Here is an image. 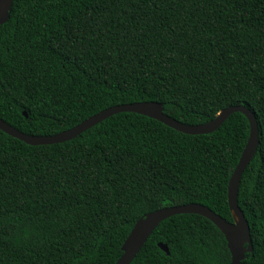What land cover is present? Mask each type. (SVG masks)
I'll list each match as a JSON object with an SVG mask.
<instances>
[{
    "label": "trees",
    "instance_id": "1",
    "mask_svg": "<svg viewBox=\"0 0 264 264\" xmlns=\"http://www.w3.org/2000/svg\"><path fill=\"white\" fill-rule=\"evenodd\" d=\"M138 101L187 124L229 105L254 113L259 142L237 192L252 251L240 264H264V0H13L0 24L2 120L52 135ZM248 136L241 112L205 134L134 112L60 143L0 130V264H114L136 220L172 205L201 203L232 221L228 180ZM230 261L211 221L180 213L130 264Z\"/></svg>",
    "mask_w": 264,
    "mask_h": 264
},
{
    "label": "water",
    "instance_id": "2",
    "mask_svg": "<svg viewBox=\"0 0 264 264\" xmlns=\"http://www.w3.org/2000/svg\"><path fill=\"white\" fill-rule=\"evenodd\" d=\"M13 0H0V24L7 21ZM119 112H134L156 119L161 123L188 134H205L216 130L233 112H241L249 123V136L241 152L239 160L230 175L227 187V202L233 220L228 221L214 212L208 206L190 202L180 205L162 207L145 213L136 220L121 245L122 254L114 264H130L139 252L149 235L157 225L167 217L180 213H195L211 221L224 235L231 255L229 264H240L246 253L252 251V240L248 221L237 204V192L243 170L253 158L258 146V128L254 113L244 105H229L221 109L212 119L200 124H187L164 113L162 103L156 101H138L122 103L107 107L82 120L78 124L52 135H32L24 133L0 118V130L29 145L60 143L75 138L78 134L93 127L107 117ZM27 116L26 112H22ZM158 246L166 254L169 253L166 244L159 242Z\"/></svg>",
    "mask_w": 264,
    "mask_h": 264
}]
</instances>
